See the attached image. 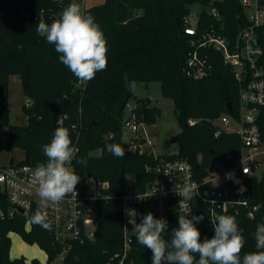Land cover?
Segmentation results:
<instances>
[{"label": "trees", "instance_id": "16d2710c", "mask_svg": "<svg viewBox=\"0 0 264 264\" xmlns=\"http://www.w3.org/2000/svg\"><path fill=\"white\" fill-rule=\"evenodd\" d=\"M75 0H0V126L5 128V144L0 139V151L20 147L25 152L21 162L35 165L47 163L43 146L50 143L57 127L69 130L73 146L78 149L71 162L78 184L88 190L86 177L107 181L109 186L97 192V226L84 242H74L64 258V264H120L124 246L123 196L126 176H134L133 188L145 190L154 180L155 172L148 170L159 158L177 157L192 163L196 175L202 179L210 169L220 163L232 167L238 160L242 141L236 132L222 129L213 119L223 113L238 115L239 85L228 65L215 53L212 74L203 79H193L184 72L187 56L191 51L190 37L185 33V18L191 7L202 2L206 8L199 15L200 29L214 27L217 31L234 36L250 21L241 0H102L99 4L85 6L83 13L90 14L107 41V68L96 73L95 78L84 82L59 60L55 46L48 44L36 32L40 20L51 24L59 13ZM264 3V0H262ZM215 7L219 16L210 10ZM264 32V24L260 26ZM214 52V50H213ZM264 67V53L262 56ZM22 78L23 91L29 104H24L28 116L25 125L10 121L9 76ZM132 81L162 83L164 94L172 98L181 126L175 136L179 142L176 154L140 153L123 142L125 155L116 157L107 150L115 143L112 135L123 130L125 108L133 96L129 90ZM67 97L64 109L54 117L55 109ZM144 101V100H142ZM138 121L154 123L160 108L146 103L134 110ZM190 119L197 120L194 124ZM264 136V106L258 119ZM100 148L99 155L91 151ZM86 159L87 165L77 159ZM12 163V162H11ZM243 192L250 200L261 205L255 218L241 213L226 215L236 217L245 245L241 257L257 251L254 233L258 223L264 222V183L257 177L246 179ZM240 184L232 183L234 189ZM0 200L2 193L0 192ZM206 205H196V216L203 221L196 224L204 238L214 236L213 226L205 217ZM154 212L146 206H138L136 223ZM32 217V216H31ZM26 217L20 213L0 220V264H26L24 256L11 258V232H16L29 244H38L48 253L47 264L53 263L63 245L55 240L53 232L31 223L26 229ZM178 227L177 218L171 220L164 239L170 241L173 229ZM94 236L95 243L89 240ZM198 260L199 256L196 255ZM32 264H43L37 258ZM124 264H150V250L139 244L133 234L132 249Z\"/></svg>", "mask_w": 264, "mask_h": 264}, {"label": "built area", "instance_id": "2783aa9c", "mask_svg": "<svg viewBox=\"0 0 264 264\" xmlns=\"http://www.w3.org/2000/svg\"><path fill=\"white\" fill-rule=\"evenodd\" d=\"M14 0H12L13 2ZM80 1L82 12L85 8V0ZM212 1V0H211ZM210 1V2H211ZM246 8L250 21L234 35L217 31L214 27L200 29L198 21L193 23L190 14L185 18V33L190 37L192 47L189 52L184 72L193 79H203L214 70L215 53L220 56L223 63L228 65L233 77L239 85L238 115H231L230 111L213 119L218 126L215 133L219 135L222 129L236 132L242 141L241 153L236 163L229 168H224L220 163L210 169L208 175L199 179L194 167L187 159L163 156L157 162L148 167L155 172V178L145 190L132 189L131 193H124V246L121 253L113 258H120L119 263L124 264L126 257L132 249V226L136 224L138 206L140 204L152 210L157 219L167 221V228L171 220L187 215L188 218L196 216V205H206V220L213 226L215 218L221 214L243 212L248 218H255L257 210L248 196L238 192L230 184L232 180L226 179V174L234 172L235 177L244 183L246 179L257 177L261 179L264 174V136L258 124L262 106H264V67L262 56L264 53V32L260 26L264 24V3L262 0H241ZM210 12L219 16L215 7ZM199 20V18H198ZM214 50V52H213ZM29 104V101H27ZM197 120L190 119L194 124ZM139 122L135 112L124 123L132 130L138 131ZM235 126L232 127V124ZM143 141L153 149L152 139H131L127 147L142 151ZM157 159L160 154L150 152ZM172 155V154H168ZM37 165L26 162H12L0 165V220L12 218L16 213L26 217V229L31 228L30 218L38 209L46 208L49 220L52 222V232L55 240L62 245V251L58 257L64 259L74 242H84L86 236V223L93 220V210L88 196L89 188L84 192L76 186L77 195H67L59 203L40 201L38 186L33 181V173ZM222 179L221 182H218ZM96 181V180H95ZM198 185L199 195L191 201H184L174 189H179L185 184ZM237 184V183H236ZM109 186L107 181H96V199L100 188ZM226 206H222L226 203ZM150 264L152 253L150 250Z\"/></svg>", "mask_w": 264, "mask_h": 264}, {"label": "clouds", "instance_id": "9594fccd", "mask_svg": "<svg viewBox=\"0 0 264 264\" xmlns=\"http://www.w3.org/2000/svg\"><path fill=\"white\" fill-rule=\"evenodd\" d=\"M36 32L48 44L55 46L60 62L74 76L84 82L95 78L99 71L107 68V41L95 18L82 12L77 3H70L59 13V18L46 23L38 22ZM135 91V81L129 85ZM116 157H123L125 150L120 143L106 146ZM47 163L38 164L33 173V181L38 186V194L42 200L53 204L59 203L65 196H76V186L80 177L68 166L76 158L78 149L73 146L69 130L57 127L51 142L43 146ZM78 164L87 165L86 159H77ZM226 179L240 184L234 172L226 174ZM175 193L184 201H191L199 195L195 183L183 185ZM247 188L240 184L238 192ZM227 202L222 206H226ZM261 205L255 208L259 211ZM204 216L181 215L178 227L173 229L170 241L162 238L168 224L164 219H157L149 212L143 219L132 226V232L139 244L151 250L152 264H264V222L258 223L254 233L257 251L248 252L241 257L245 238L239 228L236 217L221 214L213 222L214 236L201 241V233L196 224L203 221ZM30 223L39 225L47 231L52 230L46 208L38 209L30 218ZM89 240L95 243L94 236ZM199 259L196 260L195 256Z\"/></svg>", "mask_w": 264, "mask_h": 264}, {"label": "rangeland", "instance_id": "374dc122", "mask_svg": "<svg viewBox=\"0 0 264 264\" xmlns=\"http://www.w3.org/2000/svg\"><path fill=\"white\" fill-rule=\"evenodd\" d=\"M214 1V0H212ZM102 0H85V6L90 4H99ZM80 8L81 2L77 1ZM206 8V5L202 2H197L192 5L190 19L193 23L198 21L199 15ZM133 82V81H132ZM144 100V101H142ZM30 101L25 97L23 103ZM146 103L150 106H157L160 108V112L157 115L156 121L154 123H147L144 119L139 122L138 131L132 130L129 125L124 123L123 125V142L129 144L131 139L135 136L139 138L152 139L154 143L153 149H151L145 141L141 145L142 151L149 154L154 152L155 154H176L179 152V142L174 141L170 142V138L176 136L181 131V126L179 124L177 113L175 110L174 102L172 98L164 94L162 90V83L159 81L144 82V81H135V91L133 96L130 98L126 108H125V119L129 118L138 105ZM10 121L13 124L25 125L28 121V116L24 110L23 105H18L12 108L10 111ZM235 124H232V127ZM6 133L5 128L0 126V139H5ZM92 154L99 155L101 153L100 148L91 151ZM25 152L20 147H13L12 149H4L0 151V165L7 164L10 162L11 158L13 160L20 161L24 160ZM71 169L72 166L68 165ZM73 170V169H72ZM133 179L134 176L129 174L126 176V187L125 192L131 193L133 189ZM222 179H219L218 182H221ZM86 183L88 184V196L91 201V208L93 210L94 216L93 220L89 223H86L85 232L90 235L94 232L97 226V199H96V181L92 176L86 177ZM40 197V196H39ZM40 201L44 203V200ZM27 226L29 224H26ZM12 239V253L16 255H24L26 258L27 264H30L31 257L34 255L38 257L43 256V250L38 246V244H29L22 240V238L15 232L11 235ZM18 256V257H21ZM64 264V259L58 257L54 260L53 263Z\"/></svg>", "mask_w": 264, "mask_h": 264}, {"label": "crops", "instance_id": "0c3cea01", "mask_svg": "<svg viewBox=\"0 0 264 264\" xmlns=\"http://www.w3.org/2000/svg\"><path fill=\"white\" fill-rule=\"evenodd\" d=\"M25 97L26 96H25L24 91H23V82H22L21 76L18 74L10 75L9 76V106H10V111L15 106H18L21 104L24 106L25 103H23V100L25 99ZM24 157H25V155H24ZM20 161H22V159ZM11 162H15L13 160V157L11 158L9 163H11ZM16 162H19V161H16ZM3 165H5V164H3ZM12 233H15V232H11L10 235ZM19 236L21 237V235H19ZM22 240L24 242H26L23 238H22ZM11 248H12V245H11ZM41 250H43V249L41 248ZM42 252H43V256L41 258L36 256V255L31 257L30 264H32V259H34V258H37L43 264H47L48 263V253L45 250H43ZM18 256H21V255H16V253H12V249L10 250V257L11 258H16ZM22 256H24V255H22ZM26 264H27V261H26Z\"/></svg>", "mask_w": 264, "mask_h": 264}, {"label": "water", "instance_id": "95a60500", "mask_svg": "<svg viewBox=\"0 0 264 264\" xmlns=\"http://www.w3.org/2000/svg\"><path fill=\"white\" fill-rule=\"evenodd\" d=\"M211 0H205V2H207V3H209ZM67 97H65V98H63V100L62 101H60L59 103H58V105H57V107H56V109H55V112H54V117L59 113V112H61L63 109H64V107L66 106V104H67ZM139 106L140 107H143V104L142 103H140L139 104ZM228 110L230 111L231 110V107L230 106H228ZM123 130H121V131H118V132H115L113 135H112V138L115 140V143H120L121 144V146L123 147ZM176 140V138H175V136L174 137H172V138H170V142H174ZM1 142L3 143V144H5V140H1ZM260 182L261 183H264V174L262 175V177H261V179H260Z\"/></svg>", "mask_w": 264, "mask_h": 264}]
</instances>
